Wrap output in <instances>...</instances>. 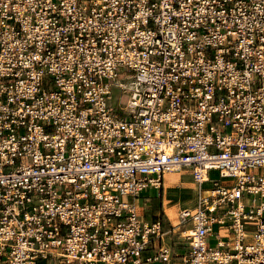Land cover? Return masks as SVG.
I'll return each mask as SVG.
<instances>
[{
  "label": "built area",
  "instance_id": "built-area-1",
  "mask_svg": "<svg viewBox=\"0 0 264 264\" xmlns=\"http://www.w3.org/2000/svg\"><path fill=\"white\" fill-rule=\"evenodd\" d=\"M262 169L264 0H0V264H264Z\"/></svg>",
  "mask_w": 264,
  "mask_h": 264
},
{
  "label": "rangeland",
  "instance_id": "rangeland-1",
  "mask_svg": "<svg viewBox=\"0 0 264 264\" xmlns=\"http://www.w3.org/2000/svg\"><path fill=\"white\" fill-rule=\"evenodd\" d=\"M114 92L115 96L118 97L120 90L115 89ZM211 176L217 178L219 175L217 171H213ZM195 188L196 183L193 180L191 171L183 169L166 175L165 191H163V187L161 192L158 189L147 188L141 193V198L147 195L158 197L150 201L152 204L150 209L157 211L158 214L160 213L159 218L162 220L165 230V243L168 245H175L184 238L183 230L185 227L181 223L179 213L182 208L194 205ZM124 199H127V197ZM139 202H141V199H139Z\"/></svg>",
  "mask_w": 264,
  "mask_h": 264
},
{
  "label": "crops",
  "instance_id": "crops-1",
  "mask_svg": "<svg viewBox=\"0 0 264 264\" xmlns=\"http://www.w3.org/2000/svg\"><path fill=\"white\" fill-rule=\"evenodd\" d=\"M262 172L264 173V169H262ZM155 189V188H154ZM159 190V189H158ZM160 191V190H159ZM160 195V193H159ZM158 197H152V196H145L144 198H138L136 200V203L141 211V213L149 220H157L160 219L159 218V214L157 213V211H153L150 209V207L152 206V204L150 203V201L157 199ZM139 199H141V202H139ZM141 203V204H140ZM164 209V208H163ZM165 211V210H164ZM171 246V245H170ZM172 246L175 248L176 244ZM163 264V263H162ZM171 264H182L180 259H174L172 261Z\"/></svg>",
  "mask_w": 264,
  "mask_h": 264
},
{
  "label": "bare ground",
  "instance_id": "bare-ground-1",
  "mask_svg": "<svg viewBox=\"0 0 264 264\" xmlns=\"http://www.w3.org/2000/svg\"><path fill=\"white\" fill-rule=\"evenodd\" d=\"M179 224V223H178Z\"/></svg>",
  "mask_w": 264,
  "mask_h": 264
}]
</instances>
